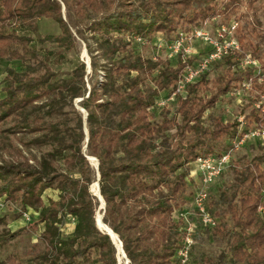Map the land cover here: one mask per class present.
I'll return each mask as SVG.
<instances>
[{
    "label": "trees",
    "instance_id": "16d2710c",
    "mask_svg": "<svg viewBox=\"0 0 264 264\" xmlns=\"http://www.w3.org/2000/svg\"><path fill=\"white\" fill-rule=\"evenodd\" d=\"M61 3L72 12L71 25ZM259 15L264 17V0H0V61L22 65L7 68L0 80V125L12 121V134H33L24 145L39 150L31 159L14 146L8 159L1 158L0 200L18 204L17 217L27 209L35 215L15 231L3 230L7 218L0 216V248L31 232L37 241L26 264H117L116 247L95 225L97 197L89 188L97 181L105 205L102 221L121 242L128 264H177L184 236L178 214L191 209L198 185L190 176L192 165L198 175L196 158L221 155L238 132L235 115L225 119L223 107L215 110L252 74V68L231 65L250 54L264 71ZM215 16L238 22L234 36L241 51L214 62L182 93L158 105L195 57L183 61L181 55L161 57L158 51L143 57L132 46L135 38L153 47L158 33L171 42ZM40 18L57 26L40 42L73 50L71 28L84 40L92 72L88 87L84 63L69 77L56 78L31 37L17 32V25L30 27ZM211 67L217 72L213 77ZM254 88L264 94V81ZM76 99L84 117L74 107ZM251 101L236 114L245 115L247 126L264 125V112L250 108ZM29 109L36 111L32 119ZM236 164L231 181L208 194L207 209L217 224H198L194 240L204 234L224 241L222 258L233 264H264V213H257L264 141ZM46 190L55 191L56 198L45 202ZM67 219L72 227L64 233ZM0 264L22 263L8 254Z\"/></svg>",
    "mask_w": 264,
    "mask_h": 264
},
{
    "label": "rangeland",
    "instance_id": "374dc122",
    "mask_svg": "<svg viewBox=\"0 0 264 264\" xmlns=\"http://www.w3.org/2000/svg\"><path fill=\"white\" fill-rule=\"evenodd\" d=\"M260 12V11H258ZM61 13L62 16L69 22V24H72V12L70 9L65 8V6L61 3ZM260 17V30L264 29V17L262 15H259ZM237 22V21H236ZM228 21H225L221 18V16H215L211 19H207L203 21L202 27L209 33H213L215 31V28L220 24H227ZM238 26V22H237ZM198 28V27H197ZM17 32L19 34L28 35L31 37V46L39 52L45 59V61L48 63V65L57 72L56 78H67L70 76L71 70L80 62L84 63L85 65V72L87 76L85 77V80L87 82V87L90 83V78L92 76L91 68H90V56L87 53L85 42L80 37L75 35L74 28H71V31L76 39V47L73 50L65 51L56 48L55 44L53 43H47V42H40L39 39L47 34H55L57 32V26L54 22H52L50 19L47 18H40L35 23H33L30 27L26 26H16ZM169 40L168 37H166L163 33H158L156 37L153 40V47L148 44H144L142 42H133L132 46L136 49V52L141 54L143 57H152L153 54L157 52L161 57H165L167 55V49L165 48V43H168ZM158 45H161L160 48H158ZM190 46L193 48V50H197L200 52H203V50L206 47V44H204L202 41H192ZM15 68V69H21L22 65L17 61H0V80L4 76L5 70L7 68ZM217 72L214 71L213 67L209 70V77H213ZM80 99H76L74 101V107L81 112V114L84 117V111L80 106L77 104V102ZM225 97L222 98L220 103L218 102L217 107H215L216 112H221V109H225V113H223V117L226 119H231L234 115H237L236 113L239 110V106L235 105V103L232 100H228ZM223 107V108H222ZM34 109L27 110V113L29 112V118L32 119L34 116V113L36 111H33ZM159 117L156 118L158 120ZM12 121H8L6 123H3L0 125V161L1 158L8 159L12 155L11 147L14 149V146H18L22 152L25 155H28L32 159L33 156H37L39 153V150L34 146L26 147L24 145L25 142L30 141V139L34 136L33 134L27 133L24 130H21L19 132H16L15 134H12L9 130L10 125L12 124ZM257 143L258 141H250L249 143L245 144L243 147L238 149L236 152H234L233 156L231 157L229 165L225 168L224 172L221 174V176L215 181V184L210 186L209 193L213 196L215 194L216 189L221 186L229 183L232 179L233 173L232 168L236 166V162L243 161V158L249 159L253 154L257 152ZM11 152V154H10ZM91 164L96 167V159L94 157L89 156L88 157ZM237 165L236 167H238ZM191 174L193 180H195V183H198V175L194 168V165H192L191 168ZM192 182V181H191ZM96 181L93 182L90 185V192L95 195L94 185ZM92 187V188H91ZM56 192L52 190H46L43 193V199L46 202L47 197H53L56 198ZM263 206L264 202L262 200ZM261 204V203H260ZM19 212V205L16 203L11 202H4L2 207H0V216H6L7 223L1 228L6 231H15L16 229L20 228V224L25 222L22 217H17V213ZM103 207L99 199H96V207L94 212V219L97 215H102ZM257 213L262 214L263 212L258 211L257 207ZM15 221L11 226H6L8 223ZM67 225L62 227V232H67L71 229L72 222L70 219H67ZM26 223V222H25ZM96 225V224H95ZM200 238H197L194 240L192 245V255L189 264H233L228 261L227 258H222V255H224L225 252V243L224 241L217 240L216 238L210 236V235H200ZM37 241V235L36 233L28 232L26 234L20 235L16 239L12 240L11 242L5 244L1 247L0 252V261L3 260L8 254H15L20 257V262L22 264H26L29 261L28 251L30 249V246ZM40 248V247H39ZM116 260L117 264H128V260L124 259L120 253L118 252L116 248ZM234 264H241V263H234Z\"/></svg>",
    "mask_w": 264,
    "mask_h": 264
},
{
    "label": "built area",
    "instance_id": "2783aa9c",
    "mask_svg": "<svg viewBox=\"0 0 264 264\" xmlns=\"http://www.w3.org/2000/svg\"><path fill=\"white\" fill-rule=\"evenodd\" d=\"M237 27L236 21H230L227 24H220L211 34L202 27L194 28L189 32H180L171 42L165 43L168 56L181 55L183 61L195 57L192 64H185L176 82L174 91L165 99L160 100L158 105H164L169 102L176 93H182L186 84L193 82L199 75L206 72L210 66L220 60L222 57L240 52V46L234 36ZM136 41L144 43L140 38ZM200 40L206 47L203 52L193 50L190 46L192 41ZM161 45H158L160 48ZM157 55V53H156ZM155 55V56H156ZM232 69L245 70L252 68V74L243 80L238 86L230 89L227 93L235 105L243 106L249 97H251V107L264 112V94L254 88V84H260L264 81V71L261 69L258 59L246 54L237 59L232 65ZM237 122V134L230 140L228 148L218 156L207 155L197 157L195 160L198 171V185L195 189L191 209L180 212L178 217L183 219L182 229L184 236L182 244L177 250V264H187L189 253L194 242V234L198 224L205 227H214L217 224L216 218L207 209V198L211 184L220 176L222 171L229 165L234 152L243 147L250 141H264V125L247 126L245 115L239 113L234 116ZM264 201V185L261 190ZM4 201L0 200V207ZM264 210L263 203L258 205V211ZM35 213L31 209L22 212L21 217L25 222H29ZM193 216V218H190Z\"/></svg>",
    "mask_w": 264,
    "mask_h": 264
},
{
    "label": "bare ground",
    "instance_id": "6f19581e",
    "mask_svg": "<svg viewBox=\"0 0 264 264\" xmlns=\"http://www.w3.org/2000/svg\"><path fill=\"white\" fill-rule=\"evenodd\" d=\"M93 182H95V181H93ZM91 188H92V187H91ZM93 190L95 191V194L98 196V198H99V200H100V202H101V204H102L103 201H102V199L100 198V196L98 195L96 183H95V185H94V189H93ZM95 224H96V226H97L99 229H101L102 231H106V232H109V233H110V235H111V237H112V241L116 244V246H117V248H118V250H119L120 255H122V252L120 251V248H119L118 242H117V240H116V236H115L113 233H111L110 228L108 227V225H106V224L102 221L101 215H97V216H96V218H95Z\"/></svg>",
    "mask_w": 264,
    "mask_h": 264
},
{
    "label": "water",
    "instance_id": "95a60500",
    "mask_svg": "<svg viewBox=\"0 0 264 264\" xmlns=\"http://www.w3.org/2000/svg\"><path fill=\"white\" fill-rule=\"evenodd\" d=\"M96 168H97V165H96ZM97 180H98V175H97ZM96 186H97V192H98V195H99V188H98V182L96 181ZM95 196L98 198V196L95 194ZM100 196V195H99ZM101 198V197H100ZM99 199V198H98ZM100 201V200H99ZM104 202L102 203V207H103V209H104ZM102 215H103V212H102ZM102 215H101V218H102ZM95 220V219H94ZM97 227V226H96ZM98 228V227H97ZM99 229V228H98ZM101 232H103V233H106L108 236H109V238L111 239V241H112V237H111V235H110V233L109 232H106V231H102L101 229H99ZM110 231H111V233H113L112 232V230L110 229ZM114 234V233H113ZM115 235V234H114ZM116 236V235H115ZM116 240H117V242H118V245H119V248H120V251L122 252V257L124 258V259H126L127 260V258L125 257V255H124V253H123V251H122V247H121V242L118 240V238H117V236H116ZM112 243L114 244V246L117 248V246H116V244L112 241ZM117 250H118V248H117ZM118 252H119V250H118Z\"/></svg>",
    "mask_w": 264,
    "mask_h": 264
},
{
    "label": "crops",
    "instance_id": "0c3cea01",
    "mask_svg": "<svg viewBox=\"0 0 264 264\" xmlns=\"http://www.w3.org/2000/svg\"><path fill=\"white\" fill-rule=\"evenodd\" d=\"M15 221H12V222H10V223H8L6 226H11L13 223H14ZM22 222V224H20V228L21 227H23V226H25L26 224H27V222L25 223H23V221H21ZM71 227H72V225H71ZM17 230V229H16ZM3 248V247H2ZM0 252H1V248H0Z\"/></svg>",
    "mask_w": 264,
    "mask_h": 264
}]
</instances>
